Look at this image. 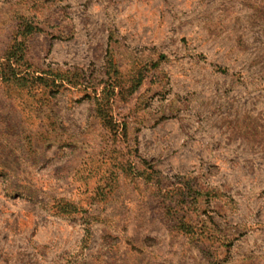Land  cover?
Returning a JSON list of instances; mask_svg holds the SVG:
<instances>
[{
  "label": "rangeland",
  "instance_id": "obj_1",
  "mask_svg": "<svg viewBox=\"0 0 264 264\" xmlns=\"http://www.w3.org/2000/svg\"><path fill=\"white\" fill-rule=\"evenodd\" d=\"M9 50L0 264H264V0H0Z\"/></svg>",
  "mask_w": 264,
  "mask_h": 264
},
{
  "label": "trees",
  "instance_id": "obj_2",
  "mask_svg": "<svg viewBox=\"0 0 264 264\" xmlns=\"http://www.w3.org/2000/svg\"><path fill=\"white\" fill-rule=\"evenodd\" d=\"M32 31V30H31ZM20 59H13V54L11 50L7 53L4 62L1 64L0 74L3 77V80L6 82L21 83L23 81H30L26 76L20 74V68H18V61ZM16 62V64H15ZM60 84L62 85L64 81L71 83L72 79L69 77H61ZM34 81L31 82L33 84Z\"/></svg>",
  "mask_w": 264,
  "mask_h": 264
}]
</instances>
